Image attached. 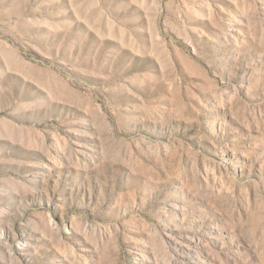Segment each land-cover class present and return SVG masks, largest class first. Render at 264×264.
Masks as SVG:
<instances>
[{
  "label": "rangeland",
  "instance_id": "1",
  "mask_svg": "<svg viewBox=\"0 0 264 264\" xmlns=\"http://www.w3.org/2000/svg\"><path fill=\"white\" fill-rule=\"evenodd\" d=\"M0 264H264V0H0Z\"/></svg>",
  "mask_w": 264,
  "mask_h": 264
}]
</instances>
